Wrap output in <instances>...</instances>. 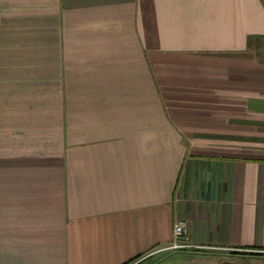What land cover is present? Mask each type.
<instances>
[{"label": "crops", "instance_id": "1", "mask_svg": "<svg viewBox=\"0 0 264 264\" xmlns=\"http://www.w3.org/2000/svg\"><path fill=\"white\" fill-rule=\"evenodd\" d=\"M144 258L264 264V0H0V264Z\"/></svg>", "mask_w": 264, "mask_h": 264}, {"label": "built area", "instance_id": "2", "mask_svg": "<svg viewBox=\"0 0 264 264\" xmlns=\"http://www.w3.org/2000/svg\"><path fill=\"white\" fill-rule=\"evenodd\" d=\"M186 225L185 220L181 218L176 220L174 224L173 243L167 248H164L163 251H178L188 247L181 243V238L185 233Z\"/></svg>", "mask_w": 264, "mask_h": 264}, {"label": "trees", "instance_id": "3", "mask_svg": "<svg viewBox=\"0 0 264 264\" xmlns=\"http://www.w3.org/2000/svg\"><path fill=\"white\" fill-rule=\"evenodd\" d=\"M191 254H193V255H212L209 252H194ZM245 255H246L245 253H240V252H229L228 254H226V256H228L232 259H237V258H240V257L245 256Z\"/></svg>", "mask_w": 264, "mask_h": 264}, {"label": "rangeland", "instance_id": "4", "mask_svg": "<svg viewBox=\"0 0 264 264\" xmlns=\"http://www.w3.org/2000/svg\"><path fill=\"white\" fill-rule=\"evenodd\" d=\"M152 258H153V257H152ZM152 258H150V259H149V258H147V259L144 258L145 260L142 259V260H140L139 262H136V263H134V264H142V263H143V264H146V263L151 262V259H152ZM144 261H145V262H144Z\"/></svg>", "mask_w": 264, "mask_h": 264}]
</instances>
